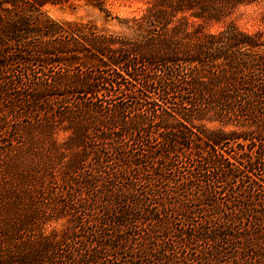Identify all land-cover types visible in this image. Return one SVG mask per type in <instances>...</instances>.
I'll return each instance as SVG.
<instances>
[{
  "label": "trees",
  "instance_id": "obj_1",
  "mask_svg": "<svg viewBox=\"0 0 264 264\" xmlns=\"http://www.w3.org/2000/svg\"><path fill=\"white\" fill-rule=\"evenodd\" d=\"M105 1L0 0V264H264L257 0Z\"/></svg>",
  "mask_w": 264,
  "mask_h": 264
},
{
  "label": "rangeland",
  "instance_id": "obj_2",
  "mask_svg": "<svg viewBox=\"0 0 264 264\" xmlns=\"http://www.w3.org/2000/svg\"><path fill=\"white\" fill-rule=\"evenodd\" d=\"M147 2L148 0H106L103 6L104 10H99L97 7L85 3L47 6L45 10L50 17L59 21H89L109 30H118L116 21L110 20V16L137 17L142 14ZM263 10L264 0H257L251 5L239 7L223 23L214 24L209 30H219L223 24L232 22L240 29L249 32L264 31V25L260 22Z\"/></svg>",
  "mask_w": 264,
  "mask_h": 264
}]
</instances>
